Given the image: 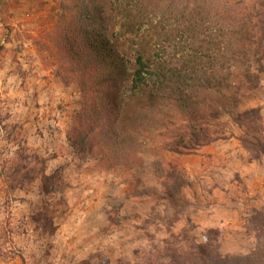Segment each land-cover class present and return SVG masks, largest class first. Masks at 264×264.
I'll list each match as a JSON object with an SVG mask.
<instances>
[{"label":"rangeland","instance_id":"374dc122","mask_svg":"<svg viewBox=\"0 0 264 264\" xmlns=\"http://www.w3.org/2000/svg\"><path fill=\"white\" fill-rule=\"evenodd\" d=\"M61 1L0 0V264H163L173 236L205 244L211 230L223 254L250 253V228L264 213V157L244 148L233 117L253 110L264 139V74L240 91H213L207 75L190 125L173 113L142 126L127 113L110 144L103 137L78 153L67 134L84 109L81 89L63 80L48 35ZM199 35L196 47L210 32ZM232 71L224 81L237 87ZM197 124L222 138L186 148ZM137 138L134 161L119 164L115 152ZM23 148L38 157L37 172L8 179L4 167Z\"/></svg>","mask_w":264,"mask_h":264},{"label":"trees","instance_id":"16d2710c","mask_svg":"<svg viewBox=\"0 0 264 264\" xmlns=\"http://www.w3.org/2000/svg\"><path fill=\"white\" fill-rule=\"evenodd\" d=\"M57 8L58 22L48 35L57 48L63 80L81 89L84 109L67 134L78 153L92 151L103 137L110 144L109 130L113 132L118 121L122 125L128 114L142 126L172 120L175 114H180L182 125H190L198 113L192 100L197 102L198 87L207 75L213 91L224 84L240 91L246 84L256 88L264 74V0H62ZM155 30L157 41L150 33ZM203 30H209V41L196 47ZM227 66L233 70L228 80L235 78L237 87L224 81ZM233 122L240 127L244 148L255 160L264 157L262 130L253 110L237 114ZM189 130H196L189 136L194 145L186 147L192 150L222 138L198 124ZM135 140L134 146L124 141L115 152L119 164L134 161L142 146ZM26 151L6 163L8 179L36 174L38 157L32 160ZM21 160L27 163L17 167ZM254 221L249 232L256 245L248 254H223L217 246L219 233L211 230L205 244L173 236L166 242L165 263L264 264V213H257Z\"/></svg>","mask_w":264,"mask_h":264}]
</instances>
